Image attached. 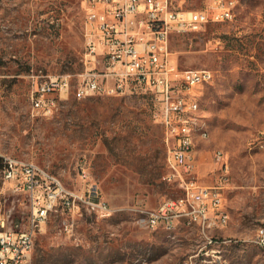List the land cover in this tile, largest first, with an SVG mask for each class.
I'll list each match as a JSON object with an SVG mask.
<instances>
[{
  "label": "rangeland",
  "instance_id": "obj_1",
  "mask_svg": "<svg viewBox=\"0 0 264 264\" xmlns=\"http://www.w3.org/2000/svg\"><path fill=\"white\" fill-rule=\"evenodd\" d=\"M173 2L192 10L211 0ZM234 14L171 38L181 70L213 73L198 90L208 136L196 143V177L222 187L229 219L206 237L183 222L167 231L140 221V210L183 194L164 179L167 148L151 95L75 97L84 70L83 0H0V154L35 162L76 191L85 166L114 209L108 218L52 215L29 264H264V0H237ZM56 74L73 75L68 98L50 117L33 114L32 92ZM0 201L13 227L25 230L27 197L1 174Z\"/></svg>",
  "mask_w": 264,
  "mask_h": 264
},
{
  "label": "built area",
  "instance_id": "obj_2",
  "mask_svg": "<svg viewBox=\"0 0 264 264\" xmlns=\"http://www.w3.org/2000/svg\"><path fill=\"white\" fill-rule=\"evenodd\" d=\"M86 11L84 70L77 75L75 97L100 94L151 95L154 118L164 130L169 183H178L183 194L165 199L159 207L140 210L143 225L151 230L171 231L181 222L197 226L203 235L229 219L223 209L220 186H206L196 177L198 90L213 81L207 69L181 70L173 58V34L204 31L209 24L233 19L237 0H211L200 9L174 6L173 0H83ZM71 74L47 75L31 94L32 113L52 116L72 87ZM264 135V134H263ZM221 159V153H218ZM3 184L13 193L24 194L30 207L28 226L17 230L11 211L0 201V264H29L37 234L56 214L93 215L108 218L114 209L98 182L80 166V191L67 188L62 180L35 162L0 154ZM65 228L69 223L65 219ZM264 240H262L263 242Z\"/></svg>",
  "mask_w": 264,
  "mask_h": 264
},
{
  "label": "bare ground",
  "instance_id": "obj_3",
  "mask_svg": "<svg viewBox=\"0 0 264 264\" xmlns=\"http://www.w3.org/2000/svg\"><path fill=\"white\" fill-rule=\"evenodd\" d=\"M197 105H200L199 104V92L197 96ZM199 112H200V108H198V121H201L202 116ZM196 134L206 135V137L208 136V132L205 131L204 123H202V121L200 124L196 126ZM199 139H200V136H192V143L196 144ZM226 223H227V218H219V224L224 225Z\"/></svg>",
  "mask_w": 264,
  "mask_h": 264
},
{
  "label": "crops",
  "instance_id": "obj_4",
  "mask_svg": "<svg viewBox=\"0 0 264 264\" xmlns=\"http://www.w3.org/2000/svg\"><path fill=\"white\" fill-rule=\"evenodd\" d=\"M224 225H225V224H224ZM219 226H223V225L219 224Z\"/></svg>",
  "mask_w": 264,
  "mask_h": 264
}]
</instances>
